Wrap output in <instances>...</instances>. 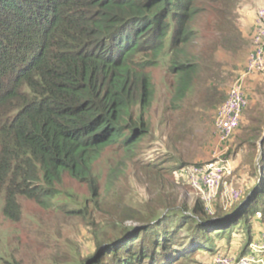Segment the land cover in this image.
Masks as SVG:
<instances>
[{
    "label": "trees",
    "instance_id": "trees-1",
    "mask_svg": "<svg viewBox=\"0 0 264 264\" xmlns=\"http://www.w3.org/2000/svg\"><path fill=\"white\" fill-rule=\"evenodd\" d=\"M194 1L0 0V198L6 219H21L20 197L51 207L64 174L91 182L92 165L106 146L140 139L146 129L132 109L150 104L145 69L166 47L174 92L179 98L187 93L197 71L186 53ZM260 145L257 182L228 211L209 214L201 199L193 206L165 201L163 215L150 213L138 230L123 229L98 243L82 264L211 260L218 239L230 241L249 210L264 209L258 204L264 136ZM251 239L249 225L240 255Z\"/></svg>",
    "mask_w": 264,
    "mask_h": 264
},
{
    "label": "rangeland",
    "instance_id": "rangeland-1",
    "mask_svg": "<svg viewBox=\"0 0 264 264\" xmlns=\"http://www.w3.org/2000/svg\"><path fill=\"white\" fill-rule=\"evenodd\" d=\"M261 5L264 0H195L186 53L196 62L197 71L187 93L179 98L174 92L166 47L145 69L153 93L147 107L132 109L133 119L146 129L134 145L106 146L92 165L91 182L64 174L57 184L61 195L47 209L20 197L18 222L2 215L0 198V264H82L98 243L119 237L123 229L135 231L150 213L163 215L165 201L184 200L193 206L201 198L184 171L176 168L180 165L228 159L233 168L230 180L246 195L256 184L261 165L264 70L252 72L258 77L241 124L227 143L218 142L213 120L229 86L245 70L253 21ZM258 204H264V188ZM212 207L207 213L231 208H225L219 198ZM254 211L239 221L236 233H242L241 238L252 220V230L260 225Z\"/></svg>",
    "mask_w": 264,
    "mask_h": 264
},
{
    "label": "built area",
    "instance_id": "built-area-1",
    "mask_svg": "<svg viewBox=\"0 0 264 264\" xmlns=\"http://www.w3.org/2000/svg\"><path fill=\"white\" fill-rule=\"evenodd\" d=\"M251 47L244 72L236 76L226 91L225 99L216 108L213 127L219 143H227L241 123L244 108L248 104L244 92L245 77L252 72L264 70V5L256 10ZM182 170L188 184L199 193L210 212L217 198L223 201L225 208L232 207L242 198V191L230 180L233 168L228 159L188 165ZM254 214L260 221L259 239L249 243L245 254L231 256L218 252L212 256L209 264H264V209Z\"/></svg>",
    "mask_w": 264,
    "mask_h": 264
},
{
    "label": "crops",
    "instance_id": "crops-1",
    "mask_svg": "<svg viewBox=\"0 0 264 264\" xmlns=\"http://www.w3.org/2000/svg\"><path fill=\"white\" fill-rule=\"evenodd\" d=\"M253 25H254V23H253ZM253 31H254V29H253ZM253 31H252V34H253ZM251 49H252V47L250 48V51H251ZM257 77H258L257 75H254L252 73L248 74L245 77V80H244V91H245V95H246L247 101H248V97L250 96L249 95V91L252 88L251 86L255 85V82H256L255 80L257 79ZM236 183H238V181L235 182V184ZM236 186L240 190H242L241 187L239 186V184H236ZM252 224H253V220H252ZM252 224H251V227H253ZM241 234L242 233L234 234L233 237L228 242L225 240V238L218 239L216 241V246L218 248V252L226 253V254L231 255V256L240 255L241 252H242V247H243V241H242L243 237L241 238ZM260 234H261V226L258 225V227L255 230H252V239L251 240H258L259 237H260ZM209 261H210L209 257L207 258V257L204 256L202 258V264H209Z\"/></svg>",
    "mask_w": 264,
    "mask_h": 264
},
{
    "label": "water",
    "instance_id": "water-1",
    "mask_svg": "<svg viewBox=\"0 0 264 264\" xmlns=\"http://www.w3.org/2000/svg\"><path fill=\"white\" fill-rule=\"evenodd\" d=\"M250 195H251V192H250L247 196L249 197ZM246 200H247V199H246ZM244 201H245V200H244ZM244 201H243V202H244ZM243 202H242V203H243ZM242 203H241V204H242ZM136 230H138V228H137Z\"/></svg>",
    "mask_w": 264,
    "mask_h": 264
},
{
    "label": "clouds",
    "instance_id": "clouds-1",
    "mask_svg": "<svg viewBox=\"0 0 264 264\" xmlns=\"http://www.w3.org/2000/svg\"><path fill=\"white\" fill-rule=\"evenodd\" d=\"M240 202V201H239Z\"/></svg>",
    "mask_w": 264,
    "mask_h": 264
}]
</instances>
